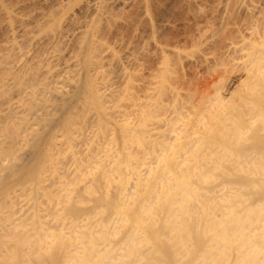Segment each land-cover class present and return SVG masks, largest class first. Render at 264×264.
<instances>
[{"label":"bare ground","instance_id":"obj_1","mask_svg":"<svg viewBox=\"0 0 264 264\" xmlns=\"http://www.w3.org/2000/svg\"><path fill=\"white\" fill-rule=\"evenodd\" d=\"M97 1L68 59L0 1V264H264V0Z\"/></svg>","mask_w":264,"mask_h":264},{"label":"rangeland","instance_id":"obj_2","mask_svg":"<svg viewBox=\"0 0 264 264\" xmlns=\"http://www.w3.org/2000/svg\"><path fill=\"white\" fill-rule=\"evenodd\" d=\"M0 1L1 2L3 1V4L6 5L8 8L17 7V6H20L22 4L25 5L23 7V9H21V10L19 9L20 14L27 21L26 23H28V25H27L25 23V20H24L23 23L27 27L25 26L26 29L24 27V29H25L23 31L24 34H23V32L20 33L21 36H20L19 40H20V42L22 41L21 44H23V46H28V47L30 46V48H34L36 50H39V52H40L41 50L46 49V48L52 46V41H53L52 33L53 32L57 33V35L60 32H63L61 34V35H63L62 38L64 37V39L67 40V43L66 44L64 43L65 44L64 46H60L61 47L60 49H61L62 53L64 54L63 57L65 59H68V57H69L68 55H69V53H71V50L70 49L73 50V48H72L73 45L70 44L73 41V36L72 35L75 34L80 28H83V30H84V27L85 26H88V23H89L90 20L92 21L94 19V17L97 18V14H99V12H97V9H100L99 8L100 6L97 5V3L99 2L97 0H0ZM107 1H109V3L110 2L111 3L113 2L112 3L113 5L110 3V6L112 5V8L114 7V10L115 11L117 10V14H118V11L119 10H121L119 12L124 11L125 13H127V11H131V12L133 11V12H135L134 10L138 9L139 7H141L140 6V3H138V2H141V5H142V2L144 0H107ZM156 1L159 2V3H161L162 6H163L164 1H166L164 3L165 4L164 5L165 7H167L169 5V3H170L169 7H167V8L171 9L172 5L174 4L173 6H175V4L177 3V1H179V0H173V2L175 1L176 3L174 2L172 4H171V1L172 0L171 1L170 0L169 1H167V0H164V1H160V0H155V1L154 0H150V1H148L149 5L151 4V8L149 6L150 10L152 9V7L154 8L156 6V4H155V3H157ZM184 1H186L185 2L186 3L185 5L191 4V5H193V8H194V5L197 4V5H195V8L193 9V12H194V10L196 9L197 6L198 7H201V8L203 6L204 8H202V9H204V11H205V9L207 8L206 10H207V13H208L209 10L214 11V8H212V7H214L216 5V1H214V0H193V1L192 0H182V2L180 0L179 2L184 3ZM200 3L201 4L203 3V4L201 5ZM204 3H206L207 5L204 4ZM208 3H209V5H208ZM198 4H200V5H198ZM212 4H214V5H212ZM182 5L183 4L179 5L178 7H180ZM185 5H183L182 7L184 8ZM176 6H175V8L177 10L178 7H176ZM207 6H209V7H207ZM157 7L160 9L161 6L160 7L157 6ZM182 7H180V10H179V11H181L180 12L181 13L180 15H177L178 13L177 14L175 13V19L177 18L176 19L177 21L174 20V16H173L174 14H172L174 10L171 11L172 9L170 10V12H171L172 15H170V12H169V15L170 16H173V17H170L168 14L167 15L169 17L166 16L168 19L170 18V20L172 18V21L175 22L174 24H177V25H174V28L176 27L175 28L176 31H174L175 29L172 28L173 26H171L172 22H170V20H168L165 17L167 20L164 19V21L165 20L166 21H169L168 23L170 24V27L172 28V30L174 29L173 31H171V29H168V28H170L169 26L167 28H165V32L168 31V33H166L167 36H169L168 38H171L174 41L179 40L180 41V44H185L187 42H185L184 36L187 34L188 31H189V34L191 32H193L190 29H192V27H193V26H191V24L193 23L194 20L192 18L190 19V17L193 16V15L191 16V14H193V13L190 12V10H192V8H191L192 6H190V7L188 6L189 7V11H188V8H186V7L185 8L187 10H185V11L183 10L182 11L181 10V9H183ZM158 8L155 7L154 9H156L159 12V9ZM136 11H138V10H136ZM139 11H140V9H139ZM157 11H153V9H152L151 12L152 13L153 12L158 13ZM186 11H188V13L185 14ZM1 12H2V10L0 8V13ZM124 12H122L123 14L121 13L122 15L121 16L119 15V16L120 17L124 16L125 15ZM189 13H191V14L189 15ZM128 14H130V13H128ZM155 14L153 16H155ZM211 14H212V12H211ZM2 16L0 14V28H1L0 29V36H1L0 38H4L6 36V34H7L6 28L3 27L4 26V21H3ZM156 16H157V14H156ZM186 16H187L188 19L185 18ZM137 17L142 18L139 15ZM140 18H138V19L140 20ZM180 18L181 19L183 18L182 19L183 20L182 21V24L181 23H179V24L176 23V22H178L180 20ZM186 19L187 20H190V21H187ZM184 21L187 22V25L189 27L187 25H186L187 27L184 25V24H186ZM163 22H160V23H163ZM189 22H191V23H189ZM85 24H87V25H85ZM180 24H181V27H184V26L185 27L182 29L180 27ZM177 26L180 27V29H181L180 31H177V29L179 30V28ZM185 28H188L189 30L188 29H185ZM80 30L83 31L82 29H80ZM182 30H184V32H181ZM4 32H5V34H3ZM175 38H177V39H175ZM70 40H71V42H70ZM37 41H40V43L37 42ZM29 44H31L32 47ZM69 44L72 45V46H70ZM46 45L47 46L49 45V46L47 47ZM65 55L67 56V58H66ZM233 77H234V79L238 78V74L237 75H234Z\"/></svg>","mask_w":264,"mask_h":264}]
</instances>
